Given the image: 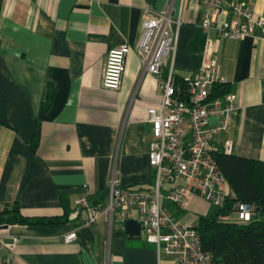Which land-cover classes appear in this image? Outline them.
<instances>
[{
	"label": "crops",
	"instance_id": "0c3cea01",
	"mask_svg": "<svg viewBox=\"0 0 264 264\" xmlns=\"http://www.w3.org/2000/svg\"><path fill=\"white\" fill-rule=\"evenodd\" d=\"M179 4L0 0V208L17 203L26 217H60L63 199L69 211V220L57 227L16 224L0 230V264H175L173 257H158L140 235L121 231L117 221L111 229L104 218L85 226L73 212L86 193L107 196L113 176L123 189L151 186L146 112L161 97L136 46L145 9L161 12L172 5L176 18ZM249 5L264 15V0ZM204 11V3L184 0L164 72L171 64L181 79L198 71ZM122 44L131 49L125 73L120 89L108 91L101 85L105 59ZM218 60L236 100L229 129L216 142L222 146L230 140L232 155L264 161V34L257 30L242 40L221 39ZM217 121L212 117L209 123ZM186 198L185 209L169 207L186 225L195 226L213 211L199 196ZM72 231L76 238L65 242Z\"/></svg>",
	"mask_w": 264,
	"mask_h": 264
},
{
	"label": "built area",
	"instance_id": "2783aa9c",
	"mask_svg": "<svg viewBox=\"0 0 264 264\" xmlns=\"http://www.w3.org/2000/svg\"><path fill=\"white\" fill-rule=\"evenodd\" d=\"M205 5L201 28L206 38L198 71L182 78L183 91L171 64L163 66L175 50L184 0H180L177 17L172 5L161 12L145 9L137 53L148 73L157 80L161 101L146 112L152 139L148 147V165L153 171L151 186L144 189H123L111 177L104 202H91L84 194L75 201L81 225L90 226L106 219L109 228L117 221L125 232L126 221H134L140 236L155 247L158 257L175 258V264H213L212 257L202 251L200 235L195 226L176 219L170 206L185 209L186 196L201 197L212 209L230 204V212L219 219L244 223L250 221L255 206L236 200L228 189L225 177L215 162L214 154H232V142L222 146L216 137L228 131L235 110L236 96L227 93L211 98L215 86L226 85L221 77L218 60L221 39L242 40L257 30L264 34V15L257 14L249 0H195ZM131 49L122 44L111 49L102 70L101 85L108 91H118L125 73L126 58ZM218 121L210 125V118ZM76 238L74 231L65 242Z\"/></svg>",
	"mask_w": 264,
	"mask_h": 264
},
{
	"label": "trees",
	"instance_id": "16d2710c",
	"mask_svg": "<svg viewBox=\"0 0 264 264\" xmlns=\"http://www.w3.org/2000/svg\"><path fill=\"white\" fill-rule=\"evenodd\" d=\"M177 85L183 91L185 85L177 77ZM229 93L227 85L215 86L211 98ZM51 97L43 106L47 109ZM37 142L30 146L35 153ZM219 170L226 179L228 189L237 201L255 206V213L248 222L237 223L219 219L230 212V204L223 209H213L207 217L199 218L195 230L200 235L202 251L212 257L213 264H264V161L227 155L222 150L214 154ZM106 193L91 195V202H104ZM64 214L60 217L30 218L23 216L17 203L0 208V225H25L57 227L69 220V211L62 199ZM79 220L76 210L73 212Z\"/></svg>",
	"mask_w": 264,
	"mask_h": 264
},
{
	"label": "water",
	"instance_id": "95a60500",
	"mask_svg": "<svg viewBox=\"0 0 264 264\" xmlns=\"http://www.w3.org/2000/svg\"><path fill=\"white\" fill-rule=\"evenodd\" d=\"M8 225H0V230L7 229ZM125 232L130 237L138 236L140 233L139 226L134 221H126L125 223ZM7 243V241H5ZM10 243V241H9Z\"/></svg>",
	"mask_w": 264,
	"mask_h": 264
}]
</instances>
